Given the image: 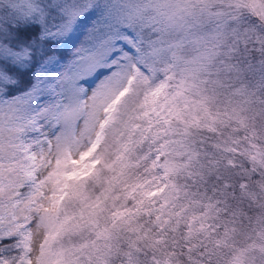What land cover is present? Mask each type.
<instances>
[{
	"label": "snow or ice",
	"instance_id": "1",
	"mask_svg": "<svg viewBox=\"0 0 264 264\" xmlns=\"http://www.w3.org/2000/svg\"><path fill=\"white\" fill-rule=\"evenodd\" d=\"M0 264H264V0H0Z\"/></svg>",
	"mask_w": 264,
	"mask_h": 264
}]
</instances>
